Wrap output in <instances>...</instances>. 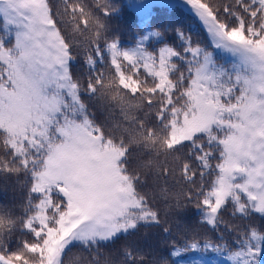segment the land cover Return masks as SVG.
<instances>
[{
  "label": "trees",
  "instance_id": "1",
  "mask_svg": "<svg viewBox=\"0 0 264 264\" xmlns=\"http://www.w3.org/2000/svg\"><path fill=\"white\" fill-rule=\"evenodd\" d=\"M42 3L44 16L47 17L50 8V19L55 21L54 25L46 23L53 48L52 59L59 70V58L67 55L65 73L69 69L73 74L71 84L78 85V89L73 88L79 96L76 102L79 114L75 120L82 125L88 124L93 135H99L102 145L117 150L118 172L125 177L139 201L123 214L135 220L145 212L155 211L160 220L159 225L139 222L135 228L108 238L73 241L66 246L63 264H236L224 249L203 245L193 249L188 245L212 239L215 231L217 236L228 237L233 248H241L243 245L237 235L242 233L243 226L251 222L264 229V215L252 212L246 221L221 213L216 230L198 224L204 208L200 205L202 195L197 193L208 190L209 177L206 174L201 180L198 173L202 169L192 159L202 153H192L190 157L186 139L206 127L190 129L198 112L199 94L209 100L218 92L233 88L232 96L224 97L225 103L231 102L238 111L258 108L259 83L253 85L257 90L255 95L248 93L247 109L235 100L241 95L242 87H249L238 82L237 77L250 76L252 66L227 50L225 45H218L199 15L184 4L153 3L146 15L138 17L128 0H107L110 9L107 15L95 7L97 0H42ZM242 3L247 5L250 0H242ZM199 4L210 16L215 13L218 27L227 26L224 31L231 40L244 43L240 40L236 15L243 19L245 36L252 20L248 12L238 6V0H199ZM95 16L103 19L102 30L94 23ZM260 20L258 16L257 28ZM113 40L118 49L134 53L140 67L144 64L139 57L143 52L155 53L170 46L179 55L171 61L164 60L146 76L143 70L137 73L135 67L123 59L118 64L112 62L107 45ZM56 42L61 44V50L55 46ZM250 43L264 50V29H261V36L253 37ZM97 44L100 49L96 48ZM190 46H197L198 54L187 51ZM100 50L101 54L97 55ZM172 68L175 69L169 75ZM10 70L0 68V71ZM181 75L184 83L179 82ZM133 79L139 84L134 85ZM89 82L94 92L89 90ZM149 89L155 90L154 94H150ZM67 90V87L59 89L62 99L70 102ZM12 91V88L6 90L7 93ZM167 101H171V106ZM162 109L164 118L159 119ZM63 113L68 115L69 111L61 105L54 117L60 124ZM225 120H228L227 114ZM233 122L239 124V117H233ZM53 139L57 144L60 142L58 137ZM4 140L5 137L0 136V217H3L0 240L7 245L4 251H15L22 247L24 240L33 242L36 239L22 227V222L36 212L35 206L41 199L55 206L62 203V197L56 191L59 184H51L45 175L47 150L37 153L35 148L31 149L25 167L20 164L25 157L13 158ZM209 150L205 145L204 151ZM211 150L219 151L216 145ZM5 165L12 170L6 171ZM186 165L191 166L186 168ZM34 172L42 175H34ZM193 173H197L196 179L189 180ZM37 183L39 190L32 193ZM49 191L52 192L50 197ZM227 211H231V207L225 209ZM46 214L53 212L46 210ZM10 220L14 223H9ZM34 226L39 227L38 222H34ZM164 228L169 231L164 232ZM212 242L220 243L215 239ZM258 246L256 264H264V240L259 241ZM29 264H41L40 257L31 256Z\"/></svg>",
  "mask_w": 264,
  "mask_h": 264
},
{
  "label": "snow or ice",
  "instance_id": "2",
  "mask_svg": "<svg viewBox=\"0 0 264 264\" xmlns=\"http://www.w3.org/2000/svg\"><path fill=\"white\" fill-rule=\"evenodd\" d=\"M188 3L198 11L211 30L227 41L241 46L244 50L245 63L252 66L250 76L237 77L238 82L249 87L240 89L241 95L235 97L236 103L244 104L247 109L248 93L255 95L257 90L253 85L260 84L258 108L251 110L238 111L231 102H224V97L232 96L233 88L226 92H218L215 97L207 101L206 105L202 106L206 127L197 130L186 139L187 144L190 145L187 147L190 157L192 153H202L192 159V162L202 169L198 173L201 180L206 174L209 177L208 190L204 192L202 189L201 193H197L202 195L200 205L204 208V215L197 223L216 230L221 222L219 219L221 213L233 218L240 217L246 221L252 212L264 215V50L250 43L253 37L259 38L261 29H264V0H250L247 5H244L242 0H238V6L248 12L252 20L248 35L245 36L243 19L236 15L241 31L240 40L244 41L242 44L227 36L224 31L226 25L217 26L215 13L211 16L205 13L199 7V0H188ZM95 7H98L105 15L110 11L107 0H97ZM227 11L228 8L225 6V12ZM50 14L51 9L48 8L47 17L41 15L29 3V0H0V68L11 69L8 72L0 71V136L5 137L6 150L12 153L13 158L25 157L20 161V164L25 167L28 164L27 156L31 149L35 148L39 153L47 148L49 161L52 162L56 159L55 149L61 147L55 144L53 138L59 136L65 145L67 143V130L73 125V121L67 116L63 124L54 119L62 103L59 89L67 87L69 94L73 95L74 102L79 97L78 91L73 92L74 87L78 89V85L71 84L73 74L69 69L65 73L67 57L59 58V70L52 59L50 33L44 27L45 20L48 24H55V21L50 19ZM258 16L261 20L257 28ZM93 20L98 29L104 28V22L100 16L93 17ZM11 29L15 31H10ZM107 47L114 64H118L123 59L129 63V66L135 67L137 73L143 70L146 76L150 75L153 69L164 60L171 61L172 57L179 55L170 46L162 47L155 53L143 52L139 57L144 64L140 67L137 66V56L118 49L116 40L109 43ZM96 48L100 49L101 46L97 44ZM186 50L194 55L199 52L197 46H190ZM101 51L96 54L100 55ZM174 69L169 71V75ZM179 82L184 83L182 75ZM132 83L138 85L139 81L133 79ZM9 88L13 89V93L6 92ZM49 88L53 90L51 95H49ZM88 88L92 92L95 91L91 82L88 83ZM148 91L154 94L155 90ZM166 104L171 106V101H167ZM63 107L66 111H75L73 104H64ZM225 114L228 117L227 122ZM233 117H239L240 123H234ZM158 118H164L163 109L158 114ZM198 139H200L199 143H197ZM205 145L208 146L209 151H204ZM213 145L217 146L218 152L211 150ZM213 160L216 163H211ZM5 170L12 169L5 165ZM34 175L42 174L34 172ZM196 175L197 173H193L188 179L195 180ZM64 182L69 183L68 177H65ZM39 187L37 183L32 187L31 192H38ZM56 191L62 197L61 204L53 206L41 199L35 206L36 212L22 222V227L29 230L36 238L33 242L24 240L21 248L15 251H4L7 245L0 240V264H29L31 256H39L41 264H63L66 245L73 236L83 238L100 223H113L118 214L119 210L75 199L71 193L65 195L59 188ZM51 195L52 192L49 191L48 196ZM188 199H191V196ZM229 202L231 206L226 207ZM130 203H139V201L133 200ZM229 207L231 211L225 212V209ZM46 210L53 214H46ZM72 211L76 214L72 215ZM149 216L151 220L148 219ZM34 222H38L39 227L34 226ZM139 222L159 225V214L155 211L145 212L138 219L128 220L127 224L119 223L115 232L135 228ZM9 223L14 222L10 220ZM2 225L3 217H0V226ZM163 231L167 233L169 229L164 228ZM228 231H231V228ZM212 234V239L196 241L188 247L195 249L203 245L206 248L224 249L230 258L236 261V264H256L258 242L264 240V229L257 224L249 222L243 226L242 233L237 235L239 242L243 245L241 248H233L228 237L217 236L215 231ZM213 239L220 243L214 244Z\"/></svg>",
  "mask_w": 264,
  "mask_h": 264
},
{
  "label": "rangeland",
  "instance_id": "3",
  "mask_svg": "<svg viewBox=\"0 0 264 264\" xmlns=\"http://www.w3.org/2000/svg\"><path fill=\"white\" fill-rule=\"evenodd\" d=\"M128 1L135 10L138 17L146 15L153 3H164L166 5L179 3L188 6L194 13L196 12L199 15V17H197L200 19V21L202 20L203 25L206 27L218 45H225L227 50L239 55V59L245 61L244 50L242 47L227 41L211 30L210 26L207 25L198 11L188 3V0ZM29 3L34 8H36L41 13V15H44V6L42 0H29ZM199 7L205 13H207L201 4H199ZM46 23L47 20L44 21V27H47ZM57 45L58 49L61 50V44L56 42L55 46ZM65 56L67 57V55ZM48 91L49 95H51L52 92L50 90ZM10 93H13V91ZM59 94L62 101L61 105L73 104L75 111H72V113H75L77 111V99L75 102L73 101V95L69 94V89L66 91V94L70 99V102L68 99H62L63 96L61 95L60 91ZM207 101L208 100L203 98V94H199L198 112L195 116V120L193 121L194 123H191L190 129L206 126L202 106L206 105ZM66 116L68 119L73 120L72 115H63L62 119L65 120ZM257 134H259V129H257ZM67 136L68 139L66 145L62 140V143L60 144L61 147L55 149L56 159L50 162L48 157V166L45 170V175L47 178L50 179V182L52 183H62L61 189H59L66 195L71 193L75 199L94 204L98 203L119 210L113 223H100L94 230L90 231L83 238L73 236L67 245L73 241H79L83 239L108 238L113 235V232H115V229L118 227L119 223L127 224L129 220L128 214L126 215L123 213H126L125 210L134 205L133 203H130V201H136L135 197L133 196L130 184L126 181L124 176L119 174L116 168L118 152L115 149L112 150L109 147L101 146L99 142L100 137H98L99 135H93L92 128L88 124L81 125L76 120L73 121V125L67 130ZM55 144L59 145L57 143ZM65 177H68L69 179L68 184H65L64 182ZM71 214L75 215L76 213L75 211H72ZM121 216L123 218H121ZM122 231L124 230L121 229L115 233Z\"/></svg>",
  "mask_w": 264,
  "mask_h": 264
}]
</instances>
